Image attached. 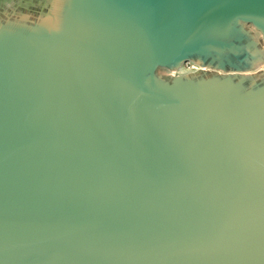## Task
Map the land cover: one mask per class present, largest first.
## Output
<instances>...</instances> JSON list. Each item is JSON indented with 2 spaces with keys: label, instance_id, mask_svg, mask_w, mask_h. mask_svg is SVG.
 Returning <instances> with one entry per match:
<instances>
[{
  "label": "water",
  "instance_id": "95a60500",
  "mask_svg": "<svg viewBox=\"0 0 264 264\" xmlns=\"http://www.w3.org/2000/svg\"><path fill=\"white\" fill-rule=\"evenodd\" d=\"M0 264H264V0H0Z\"/></svg>",
  "mask_w": 264,
  "mask_h": 264
}]
</instances>
